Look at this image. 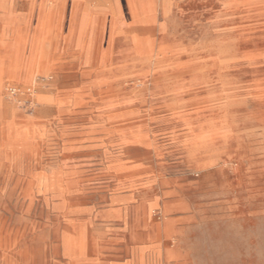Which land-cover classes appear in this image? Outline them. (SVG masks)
Masks as SVG:
<instances>
[{
	"label": "rangeland",
	"instance_id": "1",
	"mask_svg": "<svg viewBox=\"0 0 264 264\" xmlns=\"http://www.w3.org/2000/svg\"><path fill=\"white\" fill-rule=\"evenodd\" d=\"M154 1L122 28L125 0H0V264H264V0ZM143 132L168 155L110 143ZM118 163L173 184L130 188Z\"/></svg>",
	"mask_w": 264,
	"mask_h": 264
},
{
	"label": "crops",
	"instance_id": "2",
	"mask_svg": "<svg viewBox=\"0 0 264 264\" xmlns=\"http://www.w3.org/2000/svg\"><path fill=\"white\" fill-rule=\"evenodd\" d=\"M162 132L164 130H161ZM167 130H165L166 132ZM161 133V132H160ZM159 136L156 135L155 132H143V133H132L129 137L114 135L111 138L110 143L116 148L128 149L130 155H134L140 160L145 162L151 160V157L155 158L158 155L167 156L168 150L163 147L159 142ZM159 146V147H158ZM165 158V157H164ZM200 165L201 169H197L196 167ZM204 168L203 164H197L193 167L195 172H200ZM112 173L117 178L129 176L128 185L130 188H136L138 185L142 184H156L159 190V197L163 195V191L169 189L173 184L171 178L163 177L159 174V169L152 166V164L135 163L132 165L120 164L113 166L111 168ZM158 171V172H157ZM139 173V174H138ZM158 199V197H157ZM156 198L152 200H147L145 202V208L148 213H151L155 210L152 203H158ZM130 201V196H113L110 198V208L111 209H119V215L117 218L104 219V223H112L116 221L125 222V215L123 213L124 207L128 205L127 203ZM160 202V201H159ZM166 213V212H165ZM98 261V260H96ZM93 263H96L93 261ZM91 263V264H93ZM86 264V263H85ZM98 264V263H97Z\"/></svg>",
	"mask_w": 264,
	"mask_h": 264
},
{
	"label": "bare ground",
	"instance_id": "3",
	"mask_svg": "<svg viewBox=\"0 0 264 264\" xmlns=\"http://www.w3.org/2000/svg\"><path fill=\"white\" fill-rule=\"evenodd\" d=\"M94 1V0H93ZM126 4H125V12L130 16L131 22L127 23L124 22L123 19L120 18V20L118 21L119 24H121L122 28H124V26L126 25H139V26H149L152 25L154 23H156V20L158 18V9L157 6L155 4L154 0H125ZM62 2V1H61ZM90 2V1H89ZM88 2V3H89ZM98 2V1H97ZM110 2V1H109ZM112 2V1H111ZM92 3V1L90 2ZM101 5V4H100ZM105 5V4H104ZM101 7V6H100ZM107 7V6H106ZM48 8V7H47ZM73 9V8H72ZM62 10V9H61ZM109 10V9H108ZM164 10V9H163ZM160 13V12H159ZM61 15V14H59ZM125 23V24H124ZM58 29V28H57ZM142 31H147V30H142ZM55 35V34H54ZM58 36V35H57ZM101 36V34H100ZM54 38V37H52ZM134 43H135V48H136V52L138 53V55L144 56V54H148L150 53L149 50V45L148 43L143 42L141 39L134 37ZM64 39V38H63ZM44 42V41H43ZM54 49V48H53ZM191 49V48H190ZM52 53V51H51ZM53 54V53H52ZM41 56V55H40ZM149 56V54L147 55ZM41 58V57H40ZM150 58V57H149ZM98 59V58H97ZM151 59V58H150ZM149 59V60H150ZM139 61V60H138ZM40 62V60H39ZM146 63V62H145ZM158 64V62H157ZM142 65V64H141ZM159 65V64H158ZM68 67V66H67ZM97 67V66H96ZM222 67V66H221ZM220 67V68H221ZM212 70V69H211ZM214 70V69H213ZM220 70V69H219ZM109 72V71H108ZM111 73V72H110ZM197 74V73H196ZM200 74V73H199ZM172 75V74H171ZM202 75V74H201ZM206 77V76H205ZM208 77V76H207ZM123 78V77H122ZM133 78V77H131ZM202 78V77H201ZM204 78V77H203ZM59 79V78H58ZM125 79V78H124ZM154 79V78H153ZM48 80V78H47ZM54 80V79H53ZM170 80V79H169ZM36 81V80H35ZM40 81V80H39ZM42 81V79H41ZM127 81V80H125ZM131 81V80H130ZM133 82V81H132ZM161 82V81H160ZM211 82V81H210ZM143 85V84H142ZM123 87V86H122ZM20 88V87H19ZM28 89V88H27ZM10 90V89H9ZM42 90V89H41ZM22 91V90H21ZM35 91V90H34ZM123 91V90H122ZM207 91V90H206ZM214 91V90H212ZM13 92V91H12ZM126 92V91H125ZM137 92V91H136ZM139 92V90H138ZM169 92V91H168ZM127 94V93H126ZM133 94V93H132ZM174 99V98H173ZM217 101V100H216ZM211 103V102H210ZM215 103V102H214ZM29 104V103H28ZM30 105V104H29ZM32 105V104H31ZM24 106V105H22ZM25 107V106H24ZM37 108V107H36ZM186 109V108H185ZM48 111V110H47ZM49 112V111H48ZM117 112V111H116ZM107 115V114H106ZM143 118V117H142ZM127 122V121H126ZM122 123V122H121ZM118 124V123H116ZM222 124V123H221ZM42 125V124H41ZM113 125V124H112ZM108 126V125H107ZM227 126V125H225ZM209 127V126H208ZM216 127V126H215ZM121 128V127H120ZM198 135L196 136L195 139L199 140L201 139ZM40 143V142H39ZM38 143V144H39ZM159 147V146H158ZM196 148V147H195ZM89 154V153H88ZM76 155V154H75ZM91 155V154H90ZM73 156V155H72ZM69 157V156H68ZM75 157V156H74ZM65 158V157H63ZM70 158V157H69ZM207 163V162H206ZM212 165V164H209ZM39 168V167H38ZM198 170L201 169V166L198 165L196 167ZM205 168V167H204ZM203 168V169H204ZM211 168V167H210ZM38 170V169H37ZM139 174V173H138ZM201 188V187H200ZM94 197V196H93ZM252 201V200H251ZM251 206V205H250ZM250 208V207H249ZM252 210V209H251ZM120 210L118 209H111V211H109V215L107 218L110 219H114L117 218L119 215ZM166 212V211H165ZM164 212V213H165ZM66 215V214H65ZM70 214H68L69 216ZM88 215V214H86ZM91 215V214H90ZM159 230V229H157ZM166 237H169L168 235ZM214 241V239H213ZM161 246H164V244L162 243ZM66 255L69 258V261L71 264H85L86 263V259H85V255H84V251L82 248H78V249H74V250H67L66 251ZM155 262L159 263V256L155 257Z\"/></svg>",
	"mask_w": 264,
	"mask_h": 264
}]
</instances>
